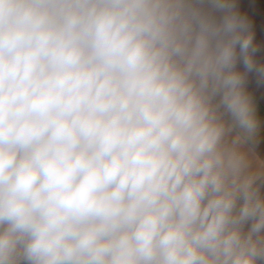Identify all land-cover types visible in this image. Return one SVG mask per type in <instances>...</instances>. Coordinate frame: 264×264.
I'll return each mask as SVG.
<instances>
[{
  "label": "clouds",
  "instance_id": "obj_1",
  "mask_svg": "<svg viewBox=\"0 0 264 264\" xmlns=\"http://www.w3.org/2000/svg\"><path fill=\"white\" fill-rule=\"evenodd\" d=\"M237 0H0V264H264V62Z\"/></svg>",
  "mask_w": 264,
  "mask_h": 264
},
{
  "label": "crops",
  "instance_id": "obj_2",
  "mask_svg": "<svg viewBox=\"0 0 264 264\" xmlns=\"http://www.w3.org/2000/svg\"><path fill=\"white\" fill-rule=\"evenodd\" d=\"M239 10L248 16L253 25L257 42L264 44V0H237ZM258 60L264 62V49L257 55ZM249 88L255 93L258 101L264 102V90L257 89L254 82H250ZM258 150L264 153V142Z\"/></svg>",
  "mask_w": 264,
  "mask_h": 264
}]
</instances>
